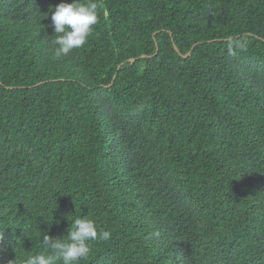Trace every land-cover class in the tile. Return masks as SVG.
Listing matches in <instances>:
<instances>
[{
  "label": "trees",
  "instance_id": "1",
  "mask_svg": "<svg viewBox=\"0 0 264 264\" xmlns=\"http://www.w3.org/2000/svg\"><path fill=\"white\" fill-rule=\"evenodd\" d=\"M61 2L0 0V264L81 216L79 264H264V0H95L56 57Z\"/></svg>",
  "mask_w": 264,
  "mask_h": 264
},
{
  "label": "clouds",
  "instance_id": "2",
  "mask_svg": "<svg viewBox=\"0 0 264 264\" xmlns=\"http://www.w3.org/2000/svg\"><path fill=\"white\" fill-rule=\"evenodd\" d=\"M98 4L95 0L85 4L81 0L61 2L49 12L51 16L50 27L55 34L51 43L55 46L56 57L66 56L74 49L85 45L93 26L98 22ZM47 13V17L49 15ZM52 34V35H53ZM246 39H238L228 42V51L233 49L246 50ZM71 230L66 236L53 238L44 235L42 245L45 249L34 255H30L24 264H79V261L88 257L91 252L90 242L95 240H109L111 232L100 229L98 231L94 221L84 216L71 222ZM66 237V238H65ZM2 239V237H0ZM7 264H15L14 260H8Z\"/></svg>",
  "mask_w": 264,
  "mask_h": 264
},
{
  "label": "water",
  "instance_id": "3",
  "mask_svg": "<svg viewBox=\"0 0 264 264\" xmlns=\"http://www.w3.org/2000/svg\"><path fill=\"white\" fill-rule=\"evenodd\" d=\"M174 47H175L176 51L180 53V49L178 48V46H177L175 43H174ZM192 49H193V48H192ZM192 49H191L190 51H188L186 54H183V56H184V57H188V56L191 54ZM157 53H158V46H157V50H156V52H155V55H156Z\"/></svg>",
  "mask_w": 264,
  "mask_h": 264
}]
</instances>
